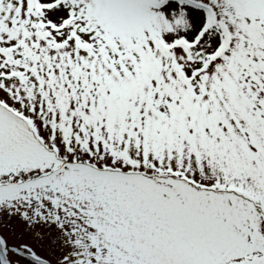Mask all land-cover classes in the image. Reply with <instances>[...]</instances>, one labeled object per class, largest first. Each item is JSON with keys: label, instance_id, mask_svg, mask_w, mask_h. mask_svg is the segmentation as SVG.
<instances>
[{"label": "snow or ice", "instance_id": "snow-or-ice-1", "mask_svg": "<svg viewBox=\"0 0 264 264\" xmlns=\"http://www.w3.org/2000/svg\"><path fill=\"white\" fill-rule=\"evenodd\" d=\"M0 264H264V0H0Z\"/></svg>", "mask_w": 264, "mask_h": 264}]
</instances>
